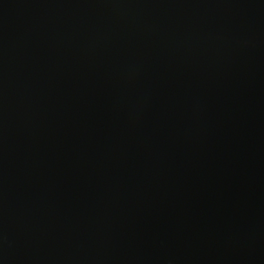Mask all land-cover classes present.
Returning <instances> with one entry per match:
<instances>
[{
    "label": "water",
    "instance_id": "95a60500",
    "mask_svg": "<svg viewBox=\"0 0 264 264\" xmlns=\"http://www.w3.org/2000/svg\"><path fill=\"white\" fill-rule=\"evenodd\" d=\"M0 264H264V0H0Z\"/></svg>",
    "mask_w": 264,
    "mask_h": 264
}]
</instances>
